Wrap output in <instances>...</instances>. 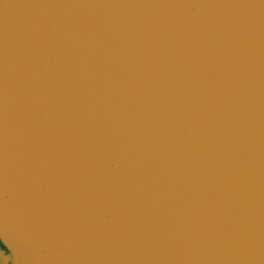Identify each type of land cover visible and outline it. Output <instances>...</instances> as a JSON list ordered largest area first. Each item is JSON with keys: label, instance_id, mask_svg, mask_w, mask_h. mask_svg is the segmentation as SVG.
<instances>
[{"label": "water", "instance_id": "1", "mask_svg": "<svg viewBox=\"0 0 264 264\" xmlns=\"http://www.w3.org/2000/svg\"><path fill=\"white\" fill-rule=\"evenodd\" d=\"M0 264H264V0H0Z\"/></svg>", "mask_w": 264, "mask_h": 264}]
</instances>
